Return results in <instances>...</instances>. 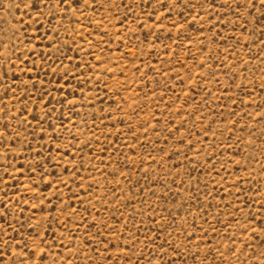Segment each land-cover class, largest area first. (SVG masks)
<instances>
[{
    "label": "rangeland",
    "instance_id": "rangeland-1",
    "mask_svg": "<svg viewBox=\"0 0 264 264\" xmlns=\"http://www.w3.org/2000/svg\"><path fill=\"white\" fill-rule=\"evenodd\" d=\"M0 264H264V0H0Z\"/></svg>",
    "mask_w": 264,
    "mask_h": 264
}]
</instances>
